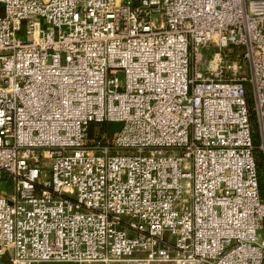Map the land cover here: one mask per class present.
Returning <instances> with one entry per match:
<instances>
[{
	"label": "built area",
	"instance_id": "built-area-1",
	"mask_svg": "<svg viewBox=\"0 0 264 264\" xmlns=\"http://www.w3.org/2000/svg\"><path fill=\"white\" fill-rule=\"evenodd\" d=\"M252 111L264 154V0H0V259L264 264Z\"/></svg>",
	"mask_w": 264,
	"mask_h": 264
},
{
	"label": "trees",
	"instance_id": "trees-1",
	"mask_svg": "<svg viewBox=\"0 0 264 264\" xmlns=\"http://www.w3.org/2000/svg\"><path fill=\"white\" fill-rule=\"evenodd\" d=\"M226 51H230L231 56L234 57V59H240L242 62H244L243 54H244V49L242 47L238 46H231ZM249 89V86H248ZM249 101H250V106L252 108V98L251 95H249ZM251 120L254 125V138H255V157H256V163L259 171V177L261 175V164L264 161V154L262 149L260 148L261 144V139H260V133L258 129V125L256 122V116L255 113L252 111L251 113ZM122 124L119 122H109V121H104V122H93L89 126V132H88V140L89 142H93L92 144L95 143H102V144H109L111 143L117 133L120 131ZM261 155V159L258 158L259 154ZM262 162V163H261ZM261 183V182H260ZM9 188L12 187L11 181H8ZM261 185V184H260Z\"/></svg>",
	"mask_w": 264,
	"mask_h": 264
},
{
	"label": "rangeland",
	"instance_id": "rangeland-1",
	"mask_svg": "<svg viewBox=\"0 0 264 264\" xmlns=\"http://www.w3.org/2000/svg\"><path fill=\"white\" fill-rule=\"evenodd\" d=\"M26 29V25H24V30ZM223 57L225 58L223 62H220V64L218 65V68L216 67V63L214 62V52L212 50H210V48H207L206 50H204V59L203 62L199 65V70L203 73V76L205 78L208 77H217V78H230L232 77V73L233 71L231 69H228L226 66L229 64V61H227V59H231L234 58L233 56H231L230 51H226L223 50ZM244 65V64H243ZM242 72H246L249 73V68L247 65L243 66ZM120 79L124 78L123 73L121 72L119 75ZM116 137V136H115ZM115 139V138H114ZM114 140L109 143V144H113ZM93 142H89L88 140V144L92 145ZM259 156L258 158L261 159V155L260 153H258ZM262 163V162H261ZM261 175H260V193H261V197L264 201V161L261 164ZM6 179H8V177L6 176ZM8 181H10L8 179ZM1 184V189H0V196H5L6 194L10 193L12 190L11 188H9V184L8 182H6L4 179L0 181ZM259 234H263V232L259 231ZM53 264H58V263H53Z\"/></svg>",
	"mask_w": 264,
	"mask_h": 264
},
{
	"label": "crops",
	"instance_id": "crops-1",
	"mask_svg": "<svg viewBox=\"0 0 264 264\" xmlns=\"http://www.w3.org/2000/svg\"><path fill=\"white\" fill-rule=\"evenodd\" d=\"M263 232V234H259L260 238L264 240V222H263V226L262 229L260 230V232ZM0 264H12L11 258L9 256H5L3 258L0 259ZM58 264H71V263H58Z\"/></svg>",
	"mask_w": 264,
	"mask_h": 264
}]
</instances>
